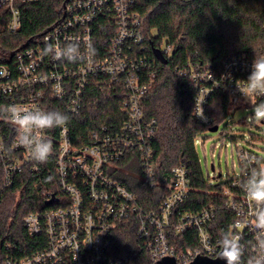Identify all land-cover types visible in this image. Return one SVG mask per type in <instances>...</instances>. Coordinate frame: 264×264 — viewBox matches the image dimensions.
Returning <instances> with one entry per match:
<instances>
[{
	"label": "built area",
	"instance_id": "1",
	"mask_svg": "<svg viewBox=\"0 0 264 264\" xmlns=\"http://www.w3.org/2000/svg\"><path fill=\"white\" fill-rule=\"evenodd\" d=\"M37 1L40 0H0V32L19 30L21 4ZM64 14V19L44 35L42 43L19 50L13 64L0 62V97L8 98L7 108L15 105L47 109L44 101L50 94L66 102L69 111L77 114L83 108L89 85L103 91L120 88L119 91L125 92L126 120L116 130L106 125L94 130L91 142L82 146L73 143L68 125L59 128V135L50 139L53 143L50 156L54 157L62 195L51 199L54 208L32 212L24 218L31 235L46 237V246L23 258L9 256L4 264H124L113 256L112 246L120 224L135 215L140 218L136 234L155 264L165 257H175L178 264H188L199 255L217 257L220 242L210 231L214 210H178L191 190L189 171L184 165L172 169L167 184L170 193L153 210L144 209L137 194L108 171L116 162L136 157L143 168L144 183L154 184L153 143L157 121L146 118L144 102L157 76L158 65L147 55L138 53V49L146 50L147 38L141 29L142 17L135 10V0H65ZM104 20L107 24L102 28L109 36L107 46L99 45L97 35L98 23ZM70 41H79L81 52L88 53L81 61H58L52 55H45L46 44L65 45ZM89 44L94 52H88ZM160 50L166 56L171 53V46L166 44ZM253 60L246 55L233 56L224 61L222 71H217L211 63L173 70L175 75L195 85L193 115L198 123L209 130L218 126L219 130L220 125L214 124L208 113L209 100L217 90L228 94L231 114L242 107L264 103V96L250 95L247 100L239 90L244 88ZM261 122L264 123V117ZM43 135L49 139L47 131ZM0 145H3L0 153L4 187H11L14 177L27 167L39 170L38 162L29 158L26 149L17 146V131L7 145L0 130ZM237 156L240 171L234 172L222 192L226 206L235 216L231 233L240 237L244 249L242 260L246 264L256 233L254 208L242 189V182L251 167L264 166V160L253 148L242 146H238ZM171 228L177 234L196 231L198 247L177 252L169 243Z\"/></svg>",
	"mask_w": 264,
	"mask_h": 264
},
{
	"label": "trees",
	"instance_id": "2",
	"mask_svg": "<svg viewBox=\"0 0 264 264\" xmlns=\"http://www.w3.org/2000/svg\"><path fill=\"white\" fill-rule=\"evenodd\" d=\"M65 0H40L21 4L22 25L16 32H0V62L13 64L15 54L22 48L43 42L44 35L65 17ZM135 10L142 17L141 29L146 36L145 51L141 55L157 62L158 73L145 97V115L157 121L153 143L154 184L144 183V172L136 157H128L109 167V174L138 196V203L146 210L156 209L169 195L167 184L172 169L184 165L190 175L191 190L178 207L181 211L199 212L212 209L215 218L211 235L220 242L225 232H232L233 212L226 206L223 186L233 175L222 173L206 176L197 153L195 140L207 129L193 115L195 85L187 78L174 74L175 68L211 63L222 71L224 61L233 56L246 55L254 59L264 55V0H135ZM99 45L107 46L109 36L98 23ZM171 46V53L162 64L154 49L163 43ZM116 89L103 91L91 84L85 90L84 104L77 114L69 111L66 102L48 94L47 110L68 115L73 143L82 146L91 142L92 132L106 125L119 129L126 120L123 112L125 92ZM7 97H0V130L7 145L16 130L6 115ZM230 101L226 92L217 90L209 100L208 113L214 124H221L229 113ZM59 128L47 131L51 140L59 135ZM37 171L29 167L14 177L11 187H4V163L0 153V264L9 257L23 258L46 246L43 234L31 235L24 218L32 212L54 208V195L61 196L57 184L54 157L38 163ZM134 164V165H132ZM215 170V168H214ZM208 179H224L211 184ZM49 195V196H48ZM139 216L123 221L116 231L112 254L124 264H155L136 232ZM169 243L177 251L198 247L196 231L177 234L168 231Z\"/></svg>",
	"mask_w": 264,
	"mask_h": 264
},
{
	"label": "clouds",
	"instance_id": "3",
	"mask_svg": "<svg viewBox=\"0 0 264 264\" xmlns=\"http://www.w3.org/2000/svg\"><path fill=\"white\" fill-rule=\"evenodd\" d=\"M88 52H94L91 44L88 45ZM44 53L52 55L58 61L66 60L72 63L81 61L88 54L81 52L79 41H70L65 45L46 44ZM245 81L244 88L239 90L247 100L250 95L264 96V56H255L251 72ZM253 114L264 117V103L254 106ZM6 115L16 127L17 146L26 149L29 158L38 163L46 162L53 152L52 141L43 133L57 127H66L69 120L68 115L63 112L39 106L31 108L9 106ZM0 150H3V145H0ZM242 189L254 208L256 233V242L246 264H264V166L254 164L251 167V171L242 182ZM220 248L219 258L225 264H244L242 260L244 249L239 236L229 232L223 233Z\"/></svg>",
	"mask_w": 264,
	"mask_h": 264
},
{
	"label": "rangeland",
	"instance_id": "4",
	"mask_svg": "<svg viewBox=\"0 0 264 264\" xmlns=\"http://www.w3.org/2000/svg\"><path fill=\"white\" fill-rule=\"evenodd\" d=\"M163 47H166L165 42ZM254 106L256 105L242 107L229 113L218 131L205 129L197 136L195 146L206 176L214 177L215 173L218 175L220 172L226 178L228 173L233 175L234 172H239L238 146L253 148L264 160L263 117L254 116ZM222 180L224 179H208L211 184Z\"/></svg>",
	"mask_w": 264,
	"mask_h": 264
},
{
	"label": "water",
	"instance_id": "5",
	"mask_svg": "<svg viewBox=\"0 0 264 264\" xmlns=\"http://www.w3.org/2000/svg\"><path fill=\"white\" fill-rule=\"evenodd\" d=\"M154 53L156 57L161 60L162 62L166 63L167 59L162 53L160 49L155 48ZM211 131H217L218 126H214L210 129ZM212 169L214 170V165H212ZM220 253L217 257H209L206 255H199L193 261L188 264H225V262L219 258ZM156 264H178L175 257H165L159 260Z\"/></svg>",
	"mask_w": 264,
	"mask_h": 264
}]
</instances>
